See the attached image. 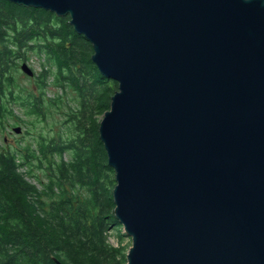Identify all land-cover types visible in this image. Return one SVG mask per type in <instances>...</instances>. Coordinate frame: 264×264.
Here are the masks:
<instances>
[{
  "label": "water",
  "instance_id": "95a60500",
  "mask_svg": "<svg viewBox=\"0 0 264 264\" xmlns=\"http://www.w3.org/2000/svg\"><path fill=\"white\" fill-rule=\"evenodd\" d=\"M9 1L69 16L118 82L98 136L126 264H264V0Z\"/></svg>",
  "mask_w": 264,
  "mask_h": 264
},
{
  "label": "trees",
  "instance_id": "16d2710c",
  "mask_svg": "<svg viewBox=\"0 0 264 264\" xmlns=\"http://www.w3.org/2000/svg\"><path fill=\"white\" fill-rule=\"evenodd\" d=\"M69 20L0 0V129L9 126L15 104L32 116L16 124L35 126L51 105L70 100L68 89L76 99L66 113L67 133L40 135L36 147L0 143V264L127 263L123 247L108 239L113 230L119 239L125 233L113 213L115 171L98 136L118 82L100 73L92 42ZM33 53L56 66L61 94L47 95L45 63L36 89L21 88L15 74Z\"/></svg>",
  "mask_w": 264,
  "mask_h": 264
},
{
  "label": "rangeland",
  "instance_id": "374dc122",
  "mask_svg": "<svg viewBox=\"0 0 264 264\" xmlns=\"http://www.w3.org/2000/svg\"><path fill=\"white\" fill-rule=\"evenodd\" d=\"M27 63L31 68L34 69L35 76H29L24 71H22L23 73L17 72V74H15L17 75L18 82L20 83L21 88L24 89L25 93L29 90L36 89V79L42 70L43 63H45V66L50 69L47 80V95L49 97H54L62 93V89L55 84V77L58 75L56 74L57 68L54 64L52 65V63H49L47 61L45 55L39 56L38 54L33 53L31 54L29 62ZM67 95H69L70 100H68L66 96L64 97L66 102L51 105L50 108H48V114L46 115L44 120H39L38 122L36 121L35 126H31V124L28 123L24 124L23 122L16 124L17 119H23L24 122H27L32 118V116H28L27 113H25L19 107V104H15L13 108L14 112L12 113L13 116L9 120V126H7V128L5 129H0L3 130L0 133V143H4V140H6L8 146H12L14 148L27 143H30L34 147H36L38 143V137H40V135H44L45 137H52L58 135L59 133H67L66 113L68 112V110H70V107L76 105V99L75 101L73 100L75 92L68 89ZM102 118L103 116L100 117V121ZM17 126H20L22 129L19 133L14 130V128ZM121 231L122 233H125L123 228ZM117 233L118 232L116 230L111 231L110 237L108 239L112 244L116 246H122L124 249L123 251H125L127 255L128 250L132 245V238L125 234V236L122 237L123 239H119Z\"/></svg>",
  "mask_w": 264,
  "mask_h": 264
}]
</instances>
